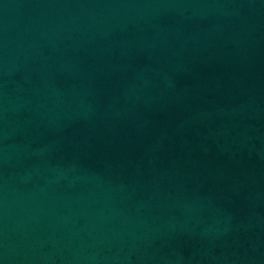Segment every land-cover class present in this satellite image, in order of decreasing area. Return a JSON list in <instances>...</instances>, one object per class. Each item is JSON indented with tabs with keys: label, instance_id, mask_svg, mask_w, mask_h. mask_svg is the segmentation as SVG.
I'll return each instance as SVG.
<instances>
[{
	"label": "water",
	"instance_id": "1",
	"mask_svg": "<svg viewBox=\"0 0 264 264\" xmlns=\"http://www.w3.org/2000/svg\"><path fill=\"white\" fill-rule=\"evenodd\" d=\"M0 264H264V0H0Z\"/></svg>",
	"mask_w": 264,
	"mask_h": 264
}]
</instances>
